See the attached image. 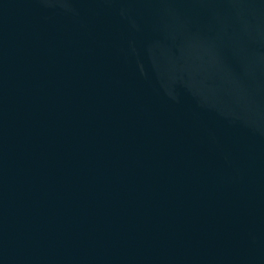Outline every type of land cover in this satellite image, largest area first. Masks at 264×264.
Here are the masks:
<instances>
[{
	"label": "water",
	"instance_id": "obj_1",
	"mask_svg": "<svg viewBox=\"0 0 264 264\" xmlns=\"http://www.w3.org/2000/svg\"><path fill=\"white\" fill-rule=\"evenodd\" d=\"M0 264H264V0H0Z\"/></svg>",
	"mask_w": 264,
	"mask_h": 264
}]
</instances>
